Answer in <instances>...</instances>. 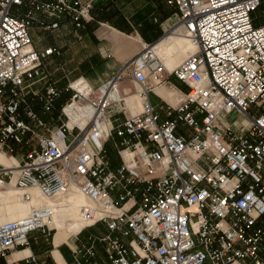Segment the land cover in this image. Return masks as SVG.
Instances as JSON below:
<instances>
[{"label":"built area","instance_id":"1","mask_svg":"<svg viewBox=\"0 0 264 264\" xmlns=\"http://www.w3.org/2000/svg\"><path fill=\"white\" fill-rule=\"evenodd\" d=\"M164 1L175 9L171 29L181 27L196 50L169 69L156 43L145 44L97 90L70 84L55 130L35 105L51 113L63 95L44 65L61 51L36 50L30 28L42 14L55 20L51 29L65 20L81 29L93 2L0 0V152L15 162L0 165V189L52 201L0 223V264H42L12 254L31 233L52 230L58 200L75 193L87 201L85 228L105 232L76 245L72 264H264V0ZM25 2L31 10L15 16ZM171 76L188 91L161 121L150 94ZM125 78L140 87L139 111L119 97ZM116 114L125 117L117 126Z\"/></svg>","mask_w":264,"mask_h":264},{"label":"crops","instance_id":"2","mask_svg":"<svg viewBox=\"0 0 264 264\" xmlns=\"http://www.w3.org/2000/svg\"><path fill=\"white\" fill-rule=\"evenodd\" d=\"M39 1L52 2L54 0ZM85 1L93 2V10L91 12L92 19L87 21L83 28L76 29L70 21L65 20L61 22L59 28L51 29L49 28V25L55 22V20L48 18L42 14H38L39 20L30 28V35L33 41V46L36 50L44 51L47 48L53 47L61 51L62 47L60 46L59 39L60 37L62 38V36H67L66 33L69 30L66 31V29L68 27L70 29L71 27H73L74 30L71 29V31H74L77 34L74 35L73 33V37L78 36V33L80 32L82 36H79V38H83L86 41L91 42V45L95 44L96 47V51L94 52V54L90 55L88 60L81 63L82 65L86 66L84 69L85 71H88V73L92 71L96 72L97 74H111V76L119 73L127 65V63H129L143 50L145 44L156 43L160 39L163 34L164 23H168V21H171L173 26L177 21L176 15L172 14V11L170 10V8L172 7L168 6L164 0H157L158 3L153 2V0H149V2H151L153 5L151 4L152 7L151 9H149L150 11L148 9H144V11L148 10V13L146 15H141V13L143 12L142 9H138L136 13V25L132 24L124 11V7L126 5L125 0ZM161 1H164V4L168 8H163L160 3ZM158 4L159 6H157ZM29 10H31V7L28 2H25L22 7H19V10L18 7H14L13 14L18 17H24ZM166 35H164V37H162L159 41L161 42L166 37ZM169 54L170 53H166L167 61L165 63V65L169 69H174L175 67H177L189 55L188 54L186 56H182L181 54H179L171 59L169 58ZM60 56H62V51ZM60 56H49L46 59L48 61L47 64L54 62L53 60L49 62L50 59L60 58ZM64 78L66 77H62L59 80L50 78L51 81L54 82L56 86L63 91L62 97L55 103L51 113H42L40 111V106L37 104L35 105V109L40 112L42 118L48 123L50 129L56 130L60 127L61 123L58 120V116L60 114L61 108L69 100L66 88L70 84L75 85L79 82H85L92 88L101 86L98 85L97 87H95L90 82L89 78L87 80L84 76L76 79L72 83L70 82L69 84L62 81ZM37 87L42 88V83L38 84L35 88ZM119 87L121 97L125 98L126 102L132 108H134L135 111H139L140 103L138 91L133 90L131 85H129V83L125 81L122 82ZM187 91L188 87L185 84L179 82L175 77L171 76L168 78L166 85L157 87L155 91L150 94L151 103L159 112L161 121L165 120V109L169 105H177L180 97ZM124 118V114H116L113 124L116 126L121 124ZM71 125L72 123L70 124V126ZM40 132L45 135L48 134L43 130H41ZM110 146L113 147L112 144H107L108 159L111 163V166L113 168H116L119 165V157L117 155L118 159H116L114 156H112V150L110 149ZM26 150L27 148H25L22 153L26 152ZM14 163L15 162L11 160V164H9L8 166L4 165L3 163H0V165L11 167L14 165ZM8 191H12V189L8 188L5 193L0 191V198H8L14 201L15 198L19 195L17 191L16 196L11 195V193H9ZM75 198L78 197H74V199ZM61 199L63 198H60L59 202ZM63 201H65V198L63 199ZM65 203H67V201H65ZM26 205L30 204L24 203L22 206L13 207V217L15 218H12L10 220H17L19 218L27 216L28 208ZM66 210L67 209L64 208L65 216L60 215L61 218H59V220L57 219L59 231H56L55 235L52 236L51 242L49 243V248L43 249L44 252L40 254L34 253L33 249L29 245V247L25 249L20 248L19 250L14 252L12 254V258L18 259L34 256L42 264H72V249L76 245H87L90 238L99 237L101 235L91 234L88 237V241L83 240L84 233L90 228H83L85 224L81 225V223L72 220H70L71 223L66 224L65 222L67 221L65 220V218L67 216L66 213L68 212ZM21 212L23 213L21 214ZM93 227H101L102 235L105 232L104 226L101 224L95 225ZM40 233L41 234L39 236H33V234L31 233L29 236V241L38 238L43 242L44 240H48L49 235H47V233H44L42 231H40ZM98 250L102 251V246L98 245ZM242 264L248 263L245 262Z\"/></svg>","mask_w":264,"mask_h":264},{"label":"rangeland","instance_id":"3","mask_svg":"<svg viewBox=\"0 0 264 264\" xmlns=\"http://www.w3.org/2000/svg\"><path fill=\"white\" fill-rule=\"evenodd\" d=\"M125 2H126V5L124 7V9H125L124 11H125L126 15L128 16L129 20L134 25H136L135 21L137 20L136 13H137L138 9H140V8L142 9L143 12L141 13V15H146L148 13V10L151 9V7H152L151 6L152 3L149 2V0H125ZM153 2L158 3L157 0H153ZM160 3L163 6V8L167 7L164 4L165 3L164 1L163 2L161 1ZM159 4L157 6H159ZM121 8H123V7H121ZM144 9H148V10L144 11ZM96 10H97V6H96ZM170 10L172 11L173 14H175L174 13L175 12L174 9L170 8ZM138 14H139V12H138ZM257 15H259L260 18H263V16H264V7H262V9L259 10ZM175 19H176V17H175ZM173 22H174V20H173ZM171 26H172V22L171 21H168V23H164L163 34L160 37V39L162 37H164V35H166L168 33V31L170 30ZM71 29L74 30L73 27H71ZM71 29L68 27L66 29V31L69 30L66 33L67 36L66 37L62 36V38L60 37V39H59L60 40L59 41L60 46L62 47V50H61L62 51V56H60V58H54V59L52 58V59H50L49 62H51L52 60L54 61V62H52L50 64H47L48 61L45 60L44 65L47 68V69L46 68L45 69H46V73L48 75V78L49 79L52 78V79L59 80L62 77H66L62 81L64 83H68L69 84L70 82L72 83L76 79L84 76L87 80L89 78L90 82L95 87H97L98 85H102V83H106L107 81H109L112 78L111 74H97L96 72H92V71L88 73V71H85L84 68L86 66L82 65L81 63H83L84 61L88 60L89 56L94 54V52L96 51V47H95V44L91 45L90 44L91 42L86 41L83 38H79V36H82L80 34V32L78 33V36L73 37L72 36L73 33H74V35H77V34L74 31H71ZM157 42H156V45L160 41L158 43ZM171 44H173V40L172 39L171 40L165 39L164 44L160 46L161 49L160 48H159L160 50L158 49L159 55L163 58L164 62L167 61L166 53H170L169 54V58L172 59L175 56L181 54V52H182L181 48L179 46H177V45H175L170 51H167L166 48L169 47ZM189 53H191V51L186 52L183 56H186ZM124 81L129 83V85H131L133 90H135V91L136 90L137 91L140 90V87L136 83H134L132 79L125 78L122 82H124ZM97 88H94V90H97ZM35 89H40V88L37 87ZM67 96H71V92H67ZM234 119H235V115H233L232 117L229 118V120H231V121L234 120ZM110 149L112 150V156H114L116 159H118L117 153L114 150V148L112 146H110ZM21 154L22 153H20V151H19L18 155L20 156ZM2 158H8L10 160H13V159L10 158V155L7 156V155H5V154L0 152V161L2 160ZM9 189H12V190L16 191V189H14L13 187L9 188ZM0 191L5 193L7 191V189L6 190L0 189ZM69 196H67L65 198V201H68V200L72 199V197H69ZM7 199L6 198H0V222L2 221L1 223L7 222L10 219L15 218V217H13V211H12L13 207L22 206L25 203V201H23L20 198V195H18L15 198L14 201H12L11 199H8V200ZM62 200L63 199H61L60 201H62ZM56 202H57V200H56ZM58 202H59V200H58ZM26 206L28 208V214H29L30 210H31V207H30L31 205H26ZM22 213L23 212H21V214ZM66 215L67 216H66L65 220L67 222H65V223L69 224V223H71L70 219H72V218H71L69 212H67ZM59 218H61V216H58L57 219L59 220ZM10 221H15V220H10ZM55 222H56V219H55ZM50 227L52 228V230H50V231L47 230V235H49L48 240H46V241L44 240V242L41 239H39V238L35 239V240L34 239L30 240V247L33 249L34 253L42 254L44 252L43 249L49 248V246H50L49 243L51 242L52 236L55 235L56 231H59V226L58 225L52 224ZM89 228L90 229H88L84 233L83 240H85V241L87 240L88 241V237L91 234L102 235L101 227H95V228L94 227H89ZM32 234H33V236H39L41 233H40V231H37V232H34Z\"/></svg>","mask_w":264,"mask_h":264},{"label":"bare ground","instance_id":"4","mask_svg":"<svg viewBox=\"0 0 264 264\" xmlns=\"http://www.w3.org/2000/svg\"><path fill=\"white\" fill-rule=\"evenodd\" d=\"M165 39H168V40L172 39L173 40V44H171L169 47L166 48L167 51H170L175 45H177V46H179L181 48V51H182L181 55L182 56L188 51H191V53H193L196 50V45L186 37V35H185V33H184V31H183V29L181 27H175V28L169 30L167 35H166V37L160 43H158L156 45L155 49H156L158 54H159L158 49L160 48L161 45L164 44ZM191 53H189V55ZM164 63H166V62H164ZM73 86L75 88H77V89L90 88V86L87 83H85V82H79V83H76ZM119 97H121V95H119ZM76 106L78 108L80 107L77 104H76ZM73 108L74 107L66 108V112H67L68 115H70V118H71L70 121L68 122V126L69 127H72L74 125V123H75V121L77 119V116H78V112L76 110H74ZM90 114H91V111L86 109V115L90 116ZM86 122H87V120H84L83 121V125H86ZM71 123H72V125L70 126ZM0 163H3L4 165L8 166L9 164H11V160L8 159V158H2ZM7 168L14 169L13 166L7 167ZM14 189H16V188H14ZM12 191H8V192L11 193V195L16 196V191H17L19 193V195H20V198H21V192L19 190L16 189V191H14V190H12ZM32 194H33V197H34L33 201L29 202V203L25 202L26 204H30L31 205L30 212L32 211V208L35 207V206H40V205H43V204H46V203L47 204H52V201L44 200V199H42L40 197L38 198L39 193H38L37 190H34L32 192ZM66 197L67 196H63L61 198L64 199ZM70 197H72L73 199L72 200H68L67 203H65V201H63V200L58 202V205H59L58 207L59 208L57 209L52 221H50V226L52 224L58 225V223H57L58 216H60V215L65 216L64 208L67 209L66 211L69 212V214H70V216L72 218L70 220L78 222V223H81V225L85 224V226L83 228H85L88 225L92 224V222L91 223H87V221H84L82 219V217H81V208L84 205H86V203H87L86 199L81 194H78V193L71 194ZM74 197H78V198L74 199ZM55 219H56V222H55Z\"/></svg>","mask_w":264,"mask_h":264},{"label":"trees","instance_id":"5","mask_svg":"<svg viewBox=\"0 0 264 264\" xmlns=\"http://www.w3.org/2000/svg\"><path fill=\"white\" fill-rule=\"evenodd\" d=\"M175 11V10H174ZM175 13V12H174ZM173 14V13H172ZM69 98L71 97V96H68Z\"/></svg>","mask_w":264,"mask_h":264}]
</instances>
